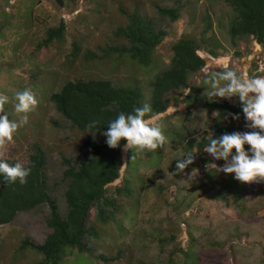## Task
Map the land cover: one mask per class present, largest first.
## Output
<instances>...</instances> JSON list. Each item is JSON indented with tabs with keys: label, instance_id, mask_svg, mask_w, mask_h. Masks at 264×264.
Instances as JSON below:
<instances>
[{
	"label": "rangeland",
	"instance_id": "1",
	"mask_svg": "<svg viewBox=\"0 0 264 264\" xmlns=\"http://www.w3.org/2000/svg\"><path fill=\"white\" fill-rule=\"evenodd\" d=\"M159 8H180V20L161 17ZM136 11L167 34L151 66H140L127 56L103 61L84 58L89 53L100 54V48L119 44L114 31ZM233 15L224 0H0V94L9 97L5 112L10 120L24 115L16 114L14 105L15 93L26 88L38 101L27 113L28 123L0 148V157L25 166L34 147L40 145L48 157L52 196L62 213L66 212L64 160L79 164L88 156L86 142H106V137L73 129L56 110L51 95L68 81L101 79L139 89L144 103L150 104V83L168 67L171 47L183 36L199 42L203 48L200 55L207 62L206 69L192 80L195 92L191 100L184 102L187 91L170 93L167 113L146 120L161 125L167 142L148 150L151 156L146 155L147 150L123 151L121 178L109 185L108 191L114 194L130 179L133 196L128 199L117 195L121 209L105 224L96 220L92 209L89 222L100 234L99 238L87 239L92 252L81 254L68 248L62 264H264V181L249 193L250 183L237 181L234 173L209 170L210 163L218 167L225 164L210 154L195 155L194 163L176 174V160L188 152L185 143H178L176 134L183 128L199 136L212 133L218 124L217 113L206 103L240 101L238 96L210 100L204 95L209 87L206 78L220 72L224 65L238 69V74L264 76V48L252 38L233 44L227 32ZM208 18L213 21V29L204 35ZM61 22L66 24L64 40L38 50L48 29ZM74 43L80 48L75 60L70 57ZM205 51H215L220 57L212 58ZM239 52L242 57L236 59ZM219 124L233 125L239 132L252 131L242 117L237 120L228 115ZM193 169H198L197 175L192 176ZM48 216V207H42L20 213L11 224L0 226V264L40 261L39 254L17 253V249L24 239L37 244L45 241L51 233Z\"/></svg>",
	"mask_w": 264,
	"mask_h": 264
},
{
	"label": "trees",
	"instance_id": "2",
	"mask_svg": "<svg viewBox=\"0 0 264 264\" xmlns=\"http://www.w3.org/2000/svg\"><path fill=\"white\" fill-rule=\"evenodd\" d=\"M224 2L234 13L228 21L227 29L233 44L236 46L238 41L252 38L258 46L264 48V0ZM159 13L161 17L172 22L181 18L180 8H159ZM208 21L204 35L213 29L212 19L210 21L208 18ZM65 35L66 24L61 22L59 26L48 29L37 49H47L54 43L63 41ZM114 37L119 44L100 48V54L89 53L84 58L103 61L115 56H127L136 64L149 67L154 62L155 51L164 42L167 34L166 31L156 28L152 20L136 11L127 16L125 25L117 27ZM171 49L173 55L168 67L150 83L152 111L146 115L145 120L167 113L169 106L166 98L170 93L187 91L184 102L191 100L195 92L192 80L207 67L206 58L200 55L203 48L197 40L183 36ZM79 51V46L74 43L70 57L75 60ZM205 52L212 58L220 57L215 51ZM241 57L242 53L236 54V59ZM50 100L73 129L98 135H103L108 130V122L114 120L120 112L131 113L135 107L144 104V97L139 89L117 86L111 81L101 79L68 81L60 91L51 95ZM206 106L217 113L218 124L212 133L199 136L183 128V132L176 134L179 144L185 143L184 148L188 152H196L195 155L200 157L208 155L204 151L208 143L206 137L212 135L213 138H218L225 133L237 132L235 126L224 127L219 122L228 115L232 118L238 115L239 118L245 119L240 101L235 104L228 100L208 101ZM188 112L191 113V110L188 109ZM94 122L95 127L90 128L89 125ZM125 143L126 141L122 140L120 146L113 149L106 142L91 139L86 142V159L77 165H73L68 159L64 160L66 169L62 181L66 182L65 213L60 211L58 202L52 196L47 174L48 157L40 145L34 147L30 162L25 165L31 169L26 184L21 185L19 181L7 183L3 175H0V226L11 224L20 213L42 207L49 209L47 223L51 233L42 244L31 242L29 239L22 240L17 253L32 251L39 254L41 260L34 264H62L68 248L81 254L92 252L87 239L99 238L100 234L95 225L89 222L91 210L95 208L97 221L108 223L115 219L121 209L116 196L124 195L129 199L135 192L130 179H127L122 187L116 188L114 194L110 195L108 191V186L121 178ZM245 150L251 155L249 145H245ZM158 154H161V149ZM146 155L151 156L148 150ZM2 158L10 165L17 162ZM260 183L262 182L250 183L248 192L253 193ZM185 254L189 256L188 253Z\"/></svg>",
	"mask_w": 264,
	"mask_h": 264
},
{
	"label": "clouds",
	"instance_id": "3",
	"mask_svg": "<svg viewBox=\"0 0 264 264\" xmlns=\"http://www.w3.org/2000/svg\"><path fill=\"white\" fill-rule=\"evenodd\" d=\"M205 83L209 87L204 95L210 100L216 97L230 99L238 96L247 121L246 127L252 130L225 133L218 138H213L212 135L206 137L208 143L204 151L215 160L225 161L223 167L210 163L207 168L215 172L234 173V178L243 183L264 181V76L249 77L246 74H238V69L224 65L222 71H214L211 77L206 78ZM15 101V113L24 115H21L19 120H10L4 108L9 102V97L0 94V148L11 142L13 134L28 123L27 113L38 104L35 93L30 88L16 92ZM151 111V105L144 103L135 107L131 113L120 112L114 120L108 122V130L103 133L107 145L115 149L124 140L125 152L129 149L132 152L154 151L162 147L167 138L161 125L145 120ZM233 118L238 120L239 116L234 115ZM89 127H95V122ZM245 145L250 146L251 155L245 150ZM195 154L196 152H187L176 160V174L183 173L194 163ZM134 158L133 155L132 159ZM30 173L31 169L20 162L10 165L0 157V175H3L7 183L19 181L21 185L26 184ZM197 173L198 169L192 170V176Z\"/></svg>",
	"mask_w": 264,
	"mask_h": 264
}]
</instances>
